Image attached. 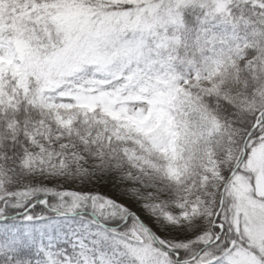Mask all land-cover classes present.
Masks as SVG:
<instances>
[{"label": "snow or ice", "instance_id": "1", "mask_svg": "<svg viewBox=\"0 0 264 264\" xmlns=\"http://www.w3.org/2000/svg\"><path fill=\"white\" fill-rule=\"evenodd\" d=\"M0 264H264V0H0Z\"/></svg>", "mask_w": 264, "mask_h": 264}]
</instances>
